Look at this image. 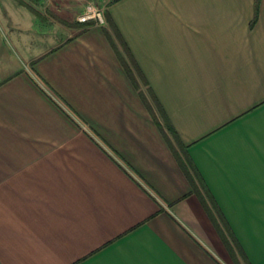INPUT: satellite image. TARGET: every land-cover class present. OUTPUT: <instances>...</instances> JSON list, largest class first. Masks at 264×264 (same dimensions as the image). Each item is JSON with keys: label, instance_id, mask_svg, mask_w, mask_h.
Returning <instances> with one entry per match:
<instances>
[{"label": "crops", "instance_id": "obj_1", "mask_svg": "<svg viewBox=\"0 0 264 264\" xmlns=\"http://www.w3.org/2000/svg\"><path fill=\"white\" fill-rule=\"evenodd\" d=\"M105 4L0 0V264H264V0Z\"/></svg>", "mask_w": 264, "mask_h": 264}, {"label": "rangeland", "instance_id": "obj_2", "mask_svg": "<svg viewBox=\"0 0 264 264\" xmlns=\"http://www.w3.org/2000/svg\"><path fill=\"white\" fill-rule=\"evenodd\" d=\"M29 4L41 22H49L62 26H74L77 18L86 11L88 6L101 9L105 20V1L103 0H23ZM80 24V23H78Z\"/></svg>", "mask_w": 264, "mask_h": 264}, {"label": "built area", "instance_id": "obj_3", "mask_svg": "<svg viewBox=\"0 0 264 264\" xmlns=\"http://www.w3.org/2000/svg\"><path fill=\"white\" fill-rule=\"evenodd\" d=\"M77 21L80 24H88L92 22L94 25H106L103 11L92 5L86 8V11L77 18Z\"/></svg>", "mask_w": 264, "mask_h": 264}, {"label": "trees", "instance_id": "obj_4", "mask_svg": "<svg viewBox=\"0 0 264 264\" xmlns=\"http://www.w3.org/2000/svg\"><path fill=\"white\" fill-rule=\"evenodd\" d=\"M35 14H36V13H35ZM105 20H106V24H107V23L110 24V21H109L107 15H106V13H105ZM81 25L90 26V25H94V24L91 22V23H88V24H81ZM110 25H111V27L113 28L115 34L117 35V32H116L115 28L113 27V25H112V24H110ZM127 72H128V74H129V77L133 80L132 75H131V72L128 71V70H127ZM135 84H136V83H135ZM140 95H141V98H142V100H143L145 106H147V108H149V105H148L146 99L144 98V96H143L141 93H140ZM153 101H154V105L157 107V109H159V106H158L157 102H155L154 98H153ZM159 111H160V109H159ZM160 113L162 114V112H160ZM164 126H165L166 131H168L170 134L174 135V132L172 131V129L168 126V124H167L166 122H164ZM159 128L162 129V127H161L160 125H159ZM219 231H220V230H219ZM220 234L223 235L222 232H220ZM226 242H227V241H226ZM227 245H228V242H227ZM229 247H230V246H228V248H229ZM229 250H230V248H229Z\"/></svg>", "mask_w": 264, "mask_h": 264}]
</instances>
